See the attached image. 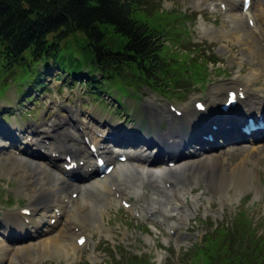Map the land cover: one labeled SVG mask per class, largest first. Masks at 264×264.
<instances>
[{"label": "rangeland", "instance_id": "1", "mask_svg": "<svg viewBox=\"0 0 264 264\" xmlns=\"http://www.w3.org/2000/svg\"><path fill=\"white\" fill-rule=\"evenodd\" d=\"M217 1L207 0L200 6V0H145L140 5L142 11L138 12L147 13L148 18L159 15L160 21L164 22L166 34L163 39L166 41L171 55H175L174 57L182 60L183 64L185 63L182 70L184 78L189 77L188 63H192L191 58L193 61L196 60L195 58L199 59L197 61L201 63L199 66L205 69L207 75L206 79L197 84L192 83L191 78L187 79L186 83L184 82L185 86L180 94V99H176L173 93L164 96L163 92H153L147 86L138 88L142 95L138 103L143 100L144 105L141 108L144 114L151 118L150 123L145 121V127L140 125V118L128 113L135 103L134 99L121 97L120 99L126 102L125 108H122V113L116 110L118 103L115 97L119 98L118 96L127 94L125 90L119 91L115 86L109 87L107 84H103L99 99L92 95L90 88L85 84L86 78L83 80L81 77L82 74L79 73V78H73V74L68 75L66 72H61L53 65L52 68L50 63L46 68L47 73L43 74L42 80L45 84L39 86V89H32L30 93L22 95V91L29 90L30 87L23 84L21 88L12 82H9L11 88H6L4 91L0 89V126L9 125V127H20L24 130L28 127L23 131L24 134L29 131L37 133L42 126H46L48 129L53 122L70 123L67 113H62L60 107L69 109L75 108L78 104L80 109L102 114L113 121L123 123L125 127L132 126L140 134L143 130L144 134L146 132L148 136L158 137L160 132H158L156 121L166 120L168 122L166 116H174L164 106L166 99L176 106H182L183 109L189 106L192 108L196 98L207 102L209 92L214 87H227L231 79L244 80L246 75L252 72L256 75L253 89L261 90L264 87V0L256 2L251 9L252 18L257 19L259 32H256L254 27L248 26L246 15L240 10L228 11L224 15H220L216 6ZM237 22L240 23L237 24ZM214 30L219 31L222 36L220 38L209 36ZM235 33L239 38L234 35ZM70 39L74 41L73 38ZM74 50L79 55L76 47L62 46L60 54L66 56ZM36 67L41 66L36 64ZM87 70V68L84 69V72ZM94 74L98 76L99 73L94 72ZM235 74L238 76L233 78ZM210 79L211 81H209ZM14 87L15 89H13ZM33 90L38 93L35 99L31 97ZM254 94L251 91L249 98H252ZM211 95L213 96V92ZM259 95L257 94V97H253L252 100L256 101ZM252 100L251 102L254 103L255 101ZM56 101L59 104L55 103ZM49 102L50 104H48ZM65 102L66 106H64ZM151 103L154 107L149 105ZM126 116L129 118L126 119ZM177 119L179 118L174 116L172 123H176L174 128L177 125H182L179 127L180 129L174 130L173 127L169 129L170 132L176 134H178L177 130H181L182 127L189 124L187 118L178 121V123ZM168 124L171 125L169 122ZM77 125L82 128L86 127V124L82 122H75L73 126L78 132ZM67 126L65 125L59 131H65ZM71 131L77 135L74 130L71 129ZM71 131L70 129L66 130L76 138L72 143L84 150L82 142H79L77 136ZM166 134L171 136L168 132ZM34 140L39 139L32 137L31 142ZM3 142L7 141L3 140ZM39 143H41L40 147L49 153V149L45 146L48 143L52 145L53 141L44 143L39 140ZM247 145L250 144L245 143L246 147H248ZM226 150L228 148L224 146L214 151L225 155L220 159L217 158L222 163V167L220 174L215 175L213 181L218 180L222 184L229 181L230 185L219 193L205 189L207 184L204 181L201 182V179H199L201 185L192 184L191 188L186 187V192L183 195L185 194V200L190 204L191 213L185 214L180 211L179 214H176L167 211L164 207L166 213H175L173 215L176 216L177 221L170 222L162 217H149L150 215L142 209L131 211L129 208L123 207L120 202H113L112 206L102 209V218L95 219L97 223L95 230L91 232L78 231L82 234L85 232L88 236V243L84 248L72 249L69 240L60 236V241L68 244L69 255L64 257L61 254L42 252L43 255L32 256L34 260L32 263L264 264V148L262 152H253L246 157L243 156L245 153L238 148L230 154ZM84 151L86 153V150ZM12 153L16 154L10 147L0 150V218L6 213L18 210L20 206H28L30 203L28 198L30 194L27 195L23 192V189L27 187L18 174L19 166L16 164L18 156H13ZM19 154L22 157L21 151ZM242 157H245L243 169H241L242 164L240 163ZM167 159H164L165 162ZM39 164L45 168L48 165L42 160L39 161ZM134 165L141 168L139 163H134ZM230 168H233L232 173ZM146 191L148 190L146 189ZM175 195L177 197V192ZM124 196L129 198L133 195L129 190ZM133 203H135V198ZM41 205L48 208L45 202ZM179 205L182 207L181 204ZM136 206L139 205L134 204L133 207ZM39 207L41 206L39 205ZM240 212L247 216L244 221H240L239 216L236 217V214ZM41 215L45 216L44 222L46 223L50 216L49 210L43 209L31 218L30 224H27L29 227L26 226V229L29 228L32 235L35 234L36 228L39 229V225L35 226L34 224L38 222ZM63 219L56 223H63ZM245 227H248L247 231L243 230ZM18 230L20 231L19 228ZM54 233H40L37 237L29 235L28 239L15 245L9 244V246L17 248L20 245H36L35 241H46L47 238L55 236ZM2 244L7 243L0 236V246ZM0 264H9L8 258H5L4 262L2 261Z\"/></svg>", "mask_w": 264, "mask_h": 264}, {"label": "bare ground", "instance_id": "2", "mask_svg": "<svg viewBox=\"0 0 264 264\" xmlns=\"http://www.w3.org/2000/svg\"><path fill=\"white\" fill-rule=\"evenodd\" d=\"M200 1V6H202L207 0ZM221 2H224L225 6L227 7L237 5L236 3H231L228 0H221ZM238 23L240 22H237V24ZM253 26H255V23ZM242 28L244 29V27ZM205 32L209 33L206 30ZM234 35L239 38L236 33ZM209 36L220 38L222 34L219 31L214 30L211 31V35ZM255 76V73L252 72L248 74L244 80L231 79L229 83L230 85L225 88L224 93L226 94L229 90H242L245 94V97L244 101L239 99L241 101V106H248L249 102L252 100L249 98L251 93L250 85H252L254 82V78H256ZM221 91L224 90H220V88H218L217 90H212L211 92H213V96H216L217 94L220 95ZM213 96H209L208 101H212L211 98ZM254 103L258 105V110H262L264 108V94H260L259 98H257ZM238 109H240V107ZM197 113L198 112L194 107L193 109L189 107L184 110L183 116L185 117L183 119L187 118L189 123L192 125V128H190V125L187 124L186 126L182 127L181 130H177V133L179 134L174 137L175 140H173L170 146L172 154L176 155L179 153L177 150L181 151L180 147L183 146L182 135H186L185 137L188 143L190 142V144H197L198 138H194L193 136V127L198 125L199 121V118L196 117ZM231 119L232 116L222 121V128L220 131H218L220 138H223L230 132ZM180 126L182 125H177L174 130ZM76 128L79 130V134L83 138L82 145H85L84 138L86 137L90 143H93L95 146H97L98 153L104 154L108 161L115 162V168L108 175H104L103 177L93 175V172H95V161L93 157L91 154H88L87 151L85 153L81 147L75 146L72 141L76 140V138L68 132H66L65 135L62 132H58V134L55 135L53 139H51L55 146L53 144L50 145L49 143L47 146H45V148L49 149V156L46 158L48 166L46 168L45 166L42 167L37 161L39 154H32L37 151L35 149H28L27 146L21 150L22 156L26 157L16 158V164L19 166L18 174L21 177L23 184L27 187L26 189H23V192L27 195L28 193L30 194L28 197L30 201L28 206L38 207L45 202L46 207L49 208L52 206L54 209L56 208L57 212H53V217L56 218V222L64 218L62 224L63 227L66 228L62 230V234L68 239H70V235L72 234L71 232L76 227L78 231L94 230L97 227L95 219L99 217L102 218V209H104L113 201L119 199L127 200L128 197L124 196V194L129 190L130 194H132L135 198V203H132L130 208H133L134 204H136L139 205L141 209L150 216L155 215V217H162L170 222H175L177 221L176 216L168 215L164 211H158V205L166 204L170 209H173L174 212L176 211V214H179L180 211L185 214L191 213L190 204L185 200L183 195V185L185 182L188 184H195L199 182V179H201L207 184L205 189H209L214 193L222 192L230 185L229 181L223 184L218 180L215 182L213 181L214 176L220 174V169L222 167V163H220L217 158L220 159L225 155L218 152L209 154L208 150L216 148L215 144H206L208 149L200 148V150L187 153L186 155L181 151V160L176 161L173 166H169L167 160L165 162V160H162V157L153 155L151 152L146 153L143 150L133 151V154H127L126 162L120 164V162L116 160L115 156L121 149L125 147H135L138 144H143L144 146L149 144L140 143L128 138L115 137L111 134V132H108V135L112 138L105 140L104 133H97L87 126L82 128V126L77 125ZM184 130L186 131L184 132ZM131 132H135V130L133 129ZM258 134L259 135L254 134L250 136V138H245L243 135H240L237 138H233V136L228 137L224 141V144L226 145L232 142H238L237 145L239 146L240 144H243L242 142L246 139L252 140V144H254L253 142H264L263 130H259ZM65 137H69L71 139L65 140ZM152 139L161 141L160 137ZM2 140V137H0V150L5 149V143H2ZM171 141L172 139L169 138L166 143ZM148 142H153V140H148ZM261 142L251 145L250 148H246L244 145H241L238 147V150L245 153V155H243L245 157L249 156V154L253 152H262L264 146L260 145ZM15 143L16 142H11V145L13 146ZM33 143L38 145L39 140H34ZM150 148L151 147H147L149 151ZM41 149L44 150V148ZM235 149L236 148H228L226 152L230 154V152L233 153ZM52 153H55V156H52ZM67 153H71L73 159L76 161H83V164L78 165L74 171L77 172L80 170H86L88 175L85 173H80L81 177H83L80 179H72L71 177L76 176V174L73 172H70L69 176L65 175L66 171L63 168L64 156L62 157L61 155H65ZM192 155L197 156L199 160H192L190 158ZM178 157L179 156H176V158ZM245 157L241 158V169L244 168ZM134 160L142 162L145 167H142L141 169L136 167L133 162ZM155 160H162L160 162L164 165V167L160 169L154 168V165L159 163H155ZM232 169H229L231 173L233 172ZM144 187L151 189L152 192L149 196H145L142 193ZM62 188H70L72 189L71 192H77L78 194L76 198H69L65 202V195L63 194ZM175 192H177V197ZM141 201L142 204H140ZM179 204H181L182 207H180ZM66 206L69 207V210L67 211L65 210ZM23 209L24 207L19 210H14V212L6 213L2 218H0V225L1 228L4 229V233L7 232V234H11V229H15L11 227L14 223L16 226L20 227L22 232L25 231V233L30 235V232L26 230V226L22 223V221L26 218L21 213V210ZM170 227L172 228V226ZM50 229H52V227H50ZM80 235H82V232H80L78 236L71 238L72 242L71 240L69 241V244H72V249L78 248L76 239L79 238ZM10 237L11 241L9 242H11L13 245L17 244L15 243L16 241L13 236L10 235ZM59 238L60 235L56 234L53 237L47 238L46 241H35L36 245H17V248L2 244L0 246V261L4 262V259L8 258L9 264H32L34 261L32 256L43 255L42 252H52L54 254H61L62 256L66 257L69 255L68 244L61 242ZM17 240H21V237L17 238Z\"/></svg>", "mask_w": 264, "mask_h": 264}, {"label": "trees", "instance_id": "3", "mask_svg": "<svg viewBox=\"0 0 264 264\" xmlns=\"http://www.w3.org/2000/svg\"><path fill=\"white\" fill-rule=\"evenodd\" d=\"M144 1L0 0V89L9 82L44 85L42 70L49 63L68 75L83 73L98 96L102 84L127 92L142 86L164 94L181 89L185 63L171 55L160 16L138 12ZM70 45L79 55L60 54ZM188 66L190 77L198 78L199 64Z\"/></svg>", "mask_w": 264, "mask_h": 264}]
</instances>
